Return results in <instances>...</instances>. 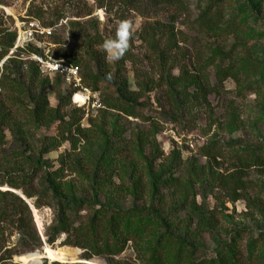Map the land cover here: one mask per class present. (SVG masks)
Here are the masks:
<instances>
[{"label":"rangeland","instance_id":"rangeland-1","mask_svg":"<svg viewBox=\"0 0 264 264\" xmlns=\"http://www.w3.org/2000/svg\"><path fill=\"white\" fill-rule=\"evenodd\" d=\"M215 1L0 0V264H193L224 253L264 264V167L240 172L238 162L264 155V0H229L223 25L205 34L198 21ZM32 20L52 29L36 36L39 55L78 66L90 102L40 75L27 47L11 48ZM122 21L135 31L107 61L102 43ZM185 73L188 99L174 106L169 84ZM123 79L130 105L116 91ZM41 92L49 108L38 117ZM10 191L32 194L36 236L19 228ZM62 217L103 232L75 247L56 229Z\"/></svg>","mask_w":264,"mask_h":264},{"label":"trees","instance_id":"trees-1","mask_svg":"<svg viewBox=\"0 0 264 264\" xmlns=\"http://www.w3.org/2000/svg\"><path fill=\"white\" fill-rule=\"evenodd\" d=\"M151 1H156V0H151ZM164 3L167 4H173L176 0H161ZM229 0H217L213 3V5L208 9L206 13H204L200 18H199V25L201 28L204 29V33L206 34L208 32V29H219L224 21H225V16H226V9L229 7ZM229 30L231 34H234L242 40L244 38L243 36V25L240 24L238 21H234L231 23ZM15 39V38H14ZM14 47V43L11 45V48ZM23 52V51H22ZM23 53H26L27 57L32 55V54H39L40 51L34 47L33 45H30L27 49V51H24ZM41 54V53H40ZM31 67L36 69V71L41 75L42 71L40 67L34 63L31 62ZM73 65V64H72ZM76 66V65H75ZM59 78H61L59 76ZM191 81V77L185 73V76L178 78L177 80L170 82L169 84V99L171 101V104L174 106L179 105V102H185L188 99V86L189 82ZM203 86H205V82L202 80L200 81ZM116 91L118 96L120 97L123 102L127 103V105H130V102H132L133 98V93L129 90V85L128 82L123 79L120 83H116ZM183 88V89H181ZM205 91L207 92L208 87L207 85L204 87ZM78 89H75L73 92V96L77 93ZM49 108V102L48 99L45 95L44 92H41L39 96L36 99V105H35V114L38 117H42L46 114ZM128 108V107H127ZM123 109V111L126 114H132L130 113V109ZM81 109H76L74 111L75 114L79 113ZM239 164L241 167L240 172H244L245 170L251 168V167H257V168H262L264 167V155L263 156H257L253 160L250 159H245V158H240L239 159ZM241 188V185L240 187ZM23 195L28 199H32L33 196L31 193L24 191ZM5 196H12L15 197V195L12 192H7L5 193ZM238 200V197L235 199ZM15 202L17 203V210L19 214V219H18V225L21 230H24L29 236H36V230L32 221V215H31V210L29 206L26 204L25 201H23L20 197H15ZM35 207L38 209L39 206L35 204ZM119 218H122V215L115 214L113 217L109 220L110 223L113 224L114 220H117ZM104 225L103 223H99L97 228H99L98 233L97 232H92L89 230H86L84 228L77 227L75 223H71L69 219L62 217L59 221V225L56 228L59 230V235H67L68 239H74V246L75 247H80V248H85L87 241L91 236H100L102 234V230L100 228H103ZM112 230L114 229V226L111 225ZM55 243L54 239L50 240V244ZM107 248H110L108 245H106ZM182 259V255L178 254L176 256L177 262H180ZM196 257H191V260L193 261V264H240L237 261L236 254H230V253H224L222 255H219L213 259H201L199 261H194Z\"/></svg>","mask_w":264,"mask_h":264},{"label":"built area","instance_id":"built-area-1","mask_svg":"<svg viewBox=\"0 0 264 264\" xmlns=\"http://www.w3.org/2000/svg\"><path fill=\"white\" fill-rule=\"evenodd\" d=\"M24 26H27L26 28ZM24 26L18 25L19 37L14 46V51L25 50L30 45H35L37 42L36 36L50 37L52 35L51 28H45L37 20H32L28 24L25 22ZM30 60L36 63L43 74L49 77H62L66 83L71 87L78 89L76 94L89 95L90 92L82 89L80 85V70L78 66L68 64L65 61H58L39 54L30 55ZM82 91V92H81ZM75 94V95H76ZM74 95V96H75ZM73 96V97H74Z\"/></svg>","mask_w":264,"mask_h":264},{"label":"clouds","instance_id":"clouds-1","mask_svg":"<svg viewBox=\"0 0 264 264\" xmlns=\"http://www.w3.org/2000/svg\"><path fill=\"white\" fill-rule=\"evenodd\" d=\"M134 31L135 26L131 21H122L116 30L115 36L103 41L102 48L106 54L105 59L107 61H117L123 57Z\"/></svg>","mask_w":264,"mask_h":264},{"label":"bare ground","instance_id":"bare-ground-1","mask_svg":"<svg viewBox=\"0 0 264 264\" xmlns=\"http://www.w3.org/2000/svg\"><path fill=\"white\" fill-rule=\"evenodd\" d=\"M9 12H10V9H7ZM76 96V95H75ZM74 96V97H75ZM85 97V96H84ZM87 99H89V98H87ZM7 190H8V188H7ZM33 213L35 214V217L37 218L38 216H37V213H36V211H35V209L33 210ZM38 221V220H37ZM41 222V221H40ZM40 224V223H39ZM37 257V255H30V256H27L26 257V260H27V262L28 263H31L33 260H35V258ZM94 262V260H92V263ZM98 262V261H97ZM97 262H95V263H97Z\"/></svg>","mask_w":264,"mask_h":264},{"label":"water","instance_id":"water-1","mask_svg":"<svg viewBox=\"0 0 264 264\" xmlns=\"http://www.w3.org/2000/svg\"><path fill=\"white\" fill-rule=\"evenodd\" d=\"M10 192L16 194V195H17L18 197H20L23 201H25L26 204L29 206V208L33 211L34 207H33L30 203H28L27 198H26L23 194H22V195H18L17 193H15V192H13V191H10Z\"/></svg>","mask_w":264,"mask_h":264}]
</instances>
